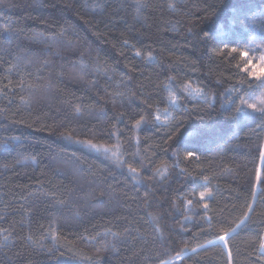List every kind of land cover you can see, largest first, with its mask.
I'll return each instance as SVG.
<instances>
[{"label":"trees","instance_id":"trees-1","mask_svg":"<svg viewBox=\"0 0 264 264\" xmlns=\"http://www.w3.org/2000/svg\"><path fill=\"white\" fill-rule=\"evenodd\" d=\"M137 2L0 0V264H264V0Z\"/></svg>","mask_w":264,"mask_h":264},{"label":"snow or ice","instance_id":"snow-or-ice-1","mask_svg":"<svg viewBox=\"0 0 264 264\" xmlns=\"http://www.w3.org/2000/svg\"><path fill=\"white\" fill-rule=\"evenodd\" d=\"M99 7L102 8L103 6L100 5ZM141 7H143V5L140 4L139 0H138V2H137V12H139ZM170 7H171V5H170ZM95 10H96L95 8L92 9V11H95ZM205 37H208V33H205ZM125 43H127V41H125ZM231 51L232 52H236L237 49L236 48H232ZM240 54H241V57L244 58L247 61L246 67H251L252 68L256 64V63H253L251 59H248V52L247 51H243ZM137 55H139V52H137ZM259 61H264V55H261L259 57ZM249 75L252 76V77H255L256 80H258V81H260L261 78L264 77V75L254 76L252 71L249 73ZM250 87H251V85H250ZM261 87H264V82H262L261 84L257 85V88H261ZM189 89H191L192 93H195L197 95H199L200 91H201L199 88H191L190 85H186L185 86V91H189ZM234 90L237 91V92L239 91V90H236V89H234ZM239 99H240V104L235 107V112L236 113H243L244 112V108L242 106L246 105L247 109H251L253 112H259L262 116H264V92H261V95L256 98L255 102H249L248 100L244 99L243 96H240ZM171 100L174 103L175 100H176V96L175 95H171ZM258 104H259V107H258ZM165 112H167L166 109H165ZM142 119H143V117L141 118V120ZM156 119L159 120L160 117L157 116ZM141 120H137L136 121V127L140 126ZM83 142L88 144L89 146H91L93 148L99 149V148L103 147L101 145L94 144L91 140H87V141H83ZM104 150L106 152L112 151L111 148H104ZM116 154L117 153L115 151H112V155L113 156H116ZM187 155L188 156H192V155H194V153L189 152V153H187ZM130 171L135 173V172H137V169L130 167ZM159 174L163 175V172H160ZM205 179H207V177H205ZM257 182L260 183V182H264V181H262L260 176H257ZM210 195H211L210 192H201L200 193V198H201V200H203L206 196H210ZM189 203H190V201H189ZM205 207H207L206 204H205ZM248 211L249 212L253 211L251 206H248ZM247 219H248V216L245 215L244 218L240 221V223L243 224ZM238 227H240V224L236 225V228H238ZM236 228H232L230 231L235 232ZM225 236H227V232H225ZM225 236H221V237H219V239L221 241H224ZM261 247L264 248V244H261ZM194 251H195V249H193V252ZM162 264H167V262H162Z\"/></svg>","mask_w":264,"mask_h":264},{"label":"rangeland","instance_id":"rangeland-1","mask_svg":"<svg viewBox=\"0 0 264 264\" xmlns=\"http://www.w3.org/2000/svg\"><path fill=\"white\" fill-rule=\"evenodd\" d=\"M251 60H252L253 63H259V57H257V56H253V57L251 58ZM79 72H81L80 69H79L77 72H75V73L78 74ZM258 82H259V84H261L262 82H264V77H262L261 80L258 81ZM191 88H195V87L191 86ZM189 92H190V94L193 95V96H196V97L198 96L197 94L192 93V92H191V89H189ZM261 92H264V87H261V88L259 89V91L256 92V93L254 94L255 96H254V95L251 96V98L249 99V102H255V101H256V98L259 97V96L261 95ZM258 107H259V104H258ZM245 109H246L247 111H249V112H253L251 109H247L246 105H245ZM64 168H65V170L70 171V173H72V174L74 175V182H75L76 186L81 185L82 180H81V177H80V175H79V172H78L76 169L73 170L72 167H71L72 169L67 168V166H65ZM62 172H63V171H62ZM94 195H95V192H90L89 195L86 196V200H89V199L91 200V198H92ZM88 203H89V202H88ZM93 209H96V208L93 207Z\"/></svg>","mask_w":264,"mask_h":264},{"label":"clouds","instance_id":"clouds-1","mask_svg":"<svg viewBox=\"0 0 264 264\" xmlns=\"http://www.w3.org/2000/svg\"><path fill=\"white\" fill-rule=\"evenodd\" d=\"M251 71L253 72L254 76H261L264 75V61H259L256 63L252 68Z\"/></svg>","mask_w":264,"mask_h":264},{"label":"built area","instance_id":"built-area-1","mask_svg":"<svg viewBox=\"0 0 264 264\" xmlns=\"http://www.w3.org/2000/svg\"><path fill=\"white\" fill-rule=\"evenodd\" d=\"M261 244H264V230L259 243V253L264 256V248L261 247Z\"/></svg>","mask_w":264,"mask_h":264},{"label":"water","instance_id":"water-1","mask_svg":"<svg viewBox=\"0 0 264 264\" xmlns=\"http://www.w3.org/2000/svg\"><path fill=\"white\" fill-rule=\"evenodd\" d=\"M232 232L228 233L227 236H225V238H227Z\"/></svg>","mask_w":264,"mask_h":264}]
</instances>
